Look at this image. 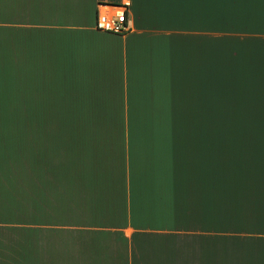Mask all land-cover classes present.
Returning <instances> with one entry per match:
<instances>
[{
  "label": "crops",
  "instance_id": "obj_1",
  "mask_svg": "<svg viewBox=\"0 0 264 264\" xmlns=\"http://www.w3.org/2000/svg\"><path fill=\"white\" fill-rule=\"evenodd\" d=\"M0 264H264V0H0Z\"/></svg>",
  "mask_w": 264,
  "mask_h": 264
},
{
  "label": "built area",
  "instance_id": "obj_2",
  "mask_svg": "<svg viewBox=\"0 0 264 264\" xmlns=\"http://www.w3.org/2000/svg\"><path fill=\"white\" fill-rule=\"evenodd\" d=\"M129 3L107 6L99 13L96 23L97 30L109 34L126 35L130 31L127 19Z\"/></svg>",
  "mask_w": 264,
  "mask_h": 264
},
{
  "label": "rangeland",
  "instance_id": "obj_3",
  "mask_svg": "<svg viewBox=\"0 0 264 264\" xmlns=\"http://www.w3.org/2000/svg\"><path fill=\"white\" fill-rule=\"evenodd\" d=\"M252 131V130H251ZM257 132H260L261 131V129L260 128H258V130H256ZM238 132H241V130L239 129L238 130Z\"/></svg>",
  "mask_w": 264,
  "mask_h": 264
}]
</instances>
